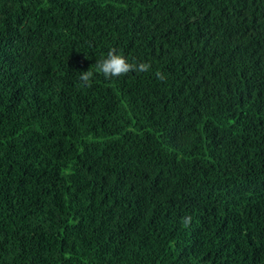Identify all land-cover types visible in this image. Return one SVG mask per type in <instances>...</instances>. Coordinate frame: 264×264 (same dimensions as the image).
I'll return each mask as SVG.
<instances>
[{"label": "trees", "instance_id": "16d2710c", "mask_svg": "<svg viewBox=\"0 0 264 264\" xmlns=\"http://www.w3.org/2000/svg\"><path fill=\"white\" fill-rule=\"evenodd\" d=\"M0 264H264V0H0Z\"/></svg>", "mask_w": 264, "mask_h": 264}, {"label": "clouds", "instance_id": "9594fccd", "mask_svg": "<svg viewBox=\"0 0 264 264\" xmlns=\"http://www.w3.org/2000/svg\"><path fill=\"white\" fill-rule=\"evenodd\" d=\"M151 65L147 62L130 63L125 56L118 54L115 49H110L107 55L96 62V71L103 74L106 79L119 77L135 71L138 73L147 72ZM94 73L91 70L81 72L79 80L81 84L87 85L93 77ZM158 78H163L160 73H157ZM190 222V217L185 219V224Z\"/></svg>", "mask_w": 264, "mask_h": 264}]
</instances>
